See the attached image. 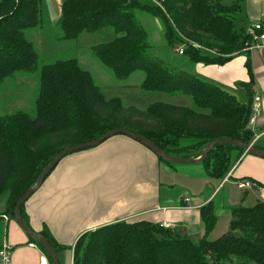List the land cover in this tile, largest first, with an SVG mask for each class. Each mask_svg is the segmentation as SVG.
I'll return each instance as SVG.
<instances>
[{
  "label": "trees",
  "instance_id": "1",
  "mask_svg": "<svg viewBox=\"0 0 264 264\" xmlns=\"http://www.w3.org/2000/svg\"><path fill=\"white\" fill-rule=\"evenodd\" d=\"M216 1L165 0L168 16L150 0H68L62 4L59 24L63 34L59 41L73 42L84 33L112 29L117 35L113 41L92 47L105 69L118 81L143 72V92L189 96L195 109L166 103H155L146 111L126 108L118 97L107 99L92 74L77 60L43 66L37 117L31 119L22 112L0 117V197L7 196L8 217L14 218L20 199L37 184L58 154L71 146L96 141L115 129L142 135L166 155L184 159L200 157L211 142L219 139L251 144V98L249 103L242 104L224 88L194 74L174 72L152 59L147 32L135 16L136 11H142L158 18L172 48L179 42L178 33L217 53L190 48L183 55L188 61L223 65L256 42L236 28L240 3L226 6ZM45 2L0 0V84L18 74L38 71L41 58L25 32L42 27ZM46 136L52 148L60 149L51 158L41 143ZM237 151L245 152L231 144L216 145L203 162L210 176L223 179L228 174L232 154ZM15 172L25 181L29 179L20 197L10 185ZM257 186L264 187L260 183ZM25 205L20 217L30 228ZM201 212L208 235L217 222L213 204L203 207ZM231 212L228 232L215 241L204 237L194 242L146 221L120 222L86 232L74 247L58 244L47 227L40 234L57 254L72 251L73 264H228L233 258L264 264V199L251 207H233ZM30 241L50 257L37 239Z\"/></svg>",
  "mask_w": 264,
  "mask_h": 264
},
{
  "label": "crops",
  "instance_id": "2",
  "mask_svg": "<svg viewBox=\"0 0 264 264\" xmlns=\"http://www.w3.org/2000/svg\"><path fill=\"white\" fill-rule=\"evenodd\" d=\"M242 1L249 20L246 29L256 23L264 24V0ZM194 74L231 94L241 88L248 96L243 104L249 103L250 98L252 102L255 98L262 100L260 114L249 128L253 132L251 144L264 151V45H254L223 65L197 64ZM233 156L238 162L225 181L226 178L211 177L203 163L164 164L136 140L116 136L59 163L26 202L30 229L40 234L47 227L55 241L67 247H74L86 232L120 222L141 221L168 228L194 242L204 237L215 241L228 232L231 208L248 207L246 202L257 193L240 190L236 182L249 180L256 186L264 185L263 158L238 151ZM258 194L264 199V191ZM209 204H213L217 222L206 235L201 209ZM2 218L0 247L7 243L13 248L12 263L39 264L42 250L31 246V237L14 218ZM58 257L62 264L59 254ZM64 257L73 264L72 251Z\"/></svg>",
  "mask_w": 264,
  "mask_h": 264
},
{
  "label": "rangeland",
  "instance_id": "3",
  "mask_svg": "<svg viewBox=\"0 0 264 264\" xmlns=\"http://www.w3.org/2000/svg\"><path fill=\"white\" fill-rule=\"evenodd\" d=\"M65 1L68 0H46L43 7L42 27L25 32V36L27 37V39L35 43L36 51L40 55L41 59L39 62V68L38 71L34 74H18L15 77L9 78L4 83L0 84V117L12 116L17 114L18 112H22L29 115L31 119H35L38 115L36 103L40 93L42 67L45 65L54 64L59 61H67L73 59H77L78 63L84 70L87 69L86 71L91 72L95 83L101 89L102 93L107 99L118 97L122 100L126 108L133 107L137 108L140 111H146L151 105L155 103H166L174 106L195 109L194 103L189 96H173L164 93L148 94L143 92L141 89L142 83L145 79V75L143 72H137L127 80L118 81L110 71L105 69L94 56L92 47L113 41L117 37V35L112 29L106 28L100 32L93 34L84 33L77 41L73 42L59 41L58 38L63 34L61 26L59 24V20L61 16V7ZM141 1L147 2V0ZM217 1L219 2V0ZM222 1L223 3L221 4H224L226 6H232L234 4L240 3L241 10L236 15L235 25L238 31L242 29L245 33L248 34L249 29H246V26L248 25L249 20L245 13V4L243 3V1ZM150 2L156 6V4L152 0H150ZM162 6L163 8H159L165 15L168 16L165 6ZM135 16L138 23L147 32L149 44L151 45L149 55L152 59L162 62L165 66H167L174 72H186L194 74V66H196L197 64L188 61L185 56L179 55L176 50L180 45H185V50L190 48H201L202 46L183 38L180 34L177 33L179 42L175 48H172L168 45L165 39L163 25L158 18L152 17L151 15L142 11H136ZM168 19L170 21V24H172V19L169 17ZM201 49L211 51V53L213 52V54L217 55L215 50H209L205 48ZM232 94L235 95L239 102L242 104L248 100L247 94L241 88H239V90L233 91ZM47 137L48 136L44 138L42 137L41 143L44 144V147L49 152L47 155L48 158H51L56 153L58 154L60 149L52 148ZM237 162L236 158H234L233 156L230 162V168L227 173H229L230 169ZM173 165L179 166L182 164ZM13 175L14 176L11 180L10 185L13 184L15 192L19 196L22 194V192L25 191L29 179L25 181L24 178L16 175V172L15 174L13 173ZM227 175L228 174H226V176ZM226 176L223 179H225ZM247 190H251L249 192H257L254 196L256 199L253 197V200H248V202H246V205L248 207L253 206L252 204L255 201L262 199L261 195L258 193L264 191V187H258L254 185L252 188ZM6 199V195L4 197H0V219L3 216L8 217L6 215ZM8 219H10V217H8ZM66 252L68 251L66 250L65 252L59 254L62 258V264H69V261L65 257L63 258ZM241 263L248 262H246V260L244 259L240 260L238 258H233L232 261L228 264ZM248 264L255 263L249 262Z\"/></svg>",
  "mask_w": 264,
  "mask_h": 264
},
{
  "label": "water",
  "instance_id": "4",
  "mask_svg": "<svg viewBox=\"0 0 264 264\" xmlns=\"http://www.w3.org/2000/svg\"><path fill=\"white\" fill-rule=\"evenodd\" d=\"M121 135L140 142L141 144L146 146L148 149H150L154 154H156L159 158H161L167 163H172V164L201 165L204 162V160L207 158V156L210 154L212 149L216 145H220V144H231L234 146H238L242 148L247 154L264 159V151L257 149L251 144H246L241 141H236V140L226 139V138L211 142L205 148L203 154L198 158L184 159V158H178V157H170L166 155L160 148H158L154 143H152L150 140H148L144 136L136 134V133H132L126 129L112 130L96 141L86 143V144H80V145L71 147L67 150H64L60 154H58L55 157V159L51 162V164L42 172V174L38 178L37 184L25 192L23 197L18 202L15 208V212H14V220L16 221V223L23 229V231L29 237L37 239L45 247V249L49 252L52 264H60L57 252L53 249V247L50 245V243L44 236L32 231L26 225L24 220L20 217V211H21L22 206L41 188V186L46 181L48 176L56 169V167L65 157L71 154H74V153L96 148L102 145L103 143H105L106 141L116 136H121Z\"/></svg>",
  "mask_w": 264,
  "mask_h": 264
},
{
  "label": "built area",
  "instance_id": "5",
  "mask_svg": "<svg viewBox=\"0 0 264 264\" xmlns=\"http://www.w3.org/2000/svg\"><path fill=\"white\" fill-rule=\"evenodd\" d=\"M156 6L163 8V3L165 0H152ZM248 34L252 37V39L256 42L255 46H262L264 45V24L263 23H256L253 24L252 27L248 30ZM185 45H180L179 48L176 50L179 55L183 56L185 54ZM213 53V52H212ZM262 107V100L260 98H255L252 105V114L250 117L249 125H253L256 121L257 116L260 114ZM252 145V144H251ZM245 154H247L245 152ZM228 178L225 179L227 181ZM237 187L240 190H247L254 186L253 182L249 180H239L236 182ZM189 201V200H187ZM5 220H8V217L3 216ZM169 225L168 227H170ZM32 247H37L35 244H31ZM12 253L13 248L9 246L7 243L3 244L0 247V264H13L12 263ZM39 264H52L51 258L44 253L41 252V256L39 259Z\"/></svg>",
  "mask_w": 264,
  "mask_h": 264
},
{
  "label": "bare ground",
  "instance_id": "6",
  "mask_svg": "<svg viewBox=\"0 0 264 264\" xmlns=\"http://www.w3.org/2000/svg\"><path fill=\"white\" fill-rule=\"evenodd\" d=\"M3 219V218H2Z\"/></svg>",
  "mask_w": 264,
  "mask_h": 264
}]
</instances>
